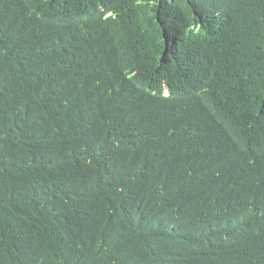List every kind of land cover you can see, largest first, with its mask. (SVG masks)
Wrapping results in <instances>:
<instances>
[{
	"label": "trees",
	"instance_id": "trees-1",
	"mask_svg": "<svg viewBox=\"0 0 264 264\" xmlns=\"http://www.w3.org/2000/svg\"><path fill=\"white\" fill-rule=\"evenodd\" d=\"M0 264H264V0H0Z\"/></svg>",
	"mask_w": 264,
	"mask_h": 264
},
{
	"label": "clouds",
	"instance_id": "clouds-1",
	"mask_svg": "<svg viewBox=\"0 0 264 264\" xmlns=\"http://www.w3.org/2000/svg\"><path fill=\"white\" fill-rule=\"evenodd\" d=\"M110 17H111V15H110V16H108L107 18H110ZM107 18H106V19H107ZM167 95L169 96V92H167Z\"/></svg>",
	"mask_w": 264,
	"mask_h": 264
}]
</instances>
